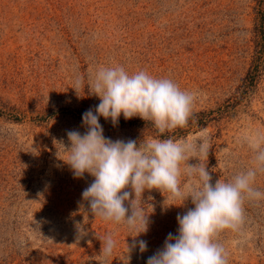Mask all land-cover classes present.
I'll return each instance as SVG.
<instances>
[{"label":"rangeland","instance_id":"1","mask_svg":"<svg viewBox=\"0 0 264 264\" xmlns=\"http://www.w3.org/2000/svg\"><path fill=\"white\" fill-rule=\"evenodd\" d=\"M116 64L170 78L194 103L187 127L163 136L139 117H100L106 138L206 140L208 155L189 163H204L213 184L253 166L248 140L264 135V0H0V264H147L194 207L146 190L148 230L134 238L92 215L82 192L94 178L59 159L58 143L84 134L83 114L100 103L90 78ZM254 187L264 192V172ZM244 216L240 232L218 237L228 264H264V199L246 201ZM108 233L117 243L102 262Z\"/></svg>","mask_w":264,"mask_h":264},{"label":"clouds","instance_id":"2","mask_svg":"<svg viewBox=\"0 0 264 264\" xmlns=\"http://www.w3.org/2000/svg\"><path fill=\"white\" fill-rule=\"evenodd\" d=\"M83 88V77H78L73 89L77 92ZM87 90L100 103L94 111L89 109L83 114L84 134L68 131V146L58 143V157L75 177L82 178L87 173L94 178L82 192L92 215L125 225L135 232V238L148 230V215L141 206L146 190H159L168 193L166 199L182 202L175 206L190 199L194 207L177 216L178 234L169 233L163 248L150 256L147 264H228L227 252L218 239L220 233L240 232L245 202L264 199V192L254 187L257 174L264 172V135L258 133L248 140L254 153L252 167L213 184L204 163H189L208 155L210 145L206 140L144 138L138 146L135 140L106 138L99 123L100 117L110 119L113 125L121 115L125 120L139 117L163 136L187 127L194 93L146 70L130 74L119 64L99 66ZM61 149L66 158L59 155ZM99 240L103 262L112 256L117 242L113 233ZM137 243L141 253L147 250L143 240H134L131 247ZM127 250L130 251L128 245Z\"/></svg>","mask_w":264,"mask_h":264}]
</instances>
